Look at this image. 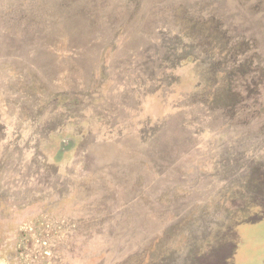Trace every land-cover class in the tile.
I'll return each instance as SVG.
<instances>
[{
  "label": "rangeland",
  "instance_id": "rangeland-1",
  "mask_svg": "<svg viewBox=\"0 0 264 264\" xmlns=\"http://www.w3.org/2000/svg\"><path fill=\"white\" fill-rule=\"evenodd\" d=\"M0 264H264V0H0Z\"/></svg>",
  "mask_w": 264,
  "mask_h": 264
},
{
  "label": "trees",
  "instance_id": "trees-1",
  "mask_svg": "<svg viewBox=\"0 0 264 264\" xmlns=\"http://www.w3.org/2000/svg\"><path fill=\"white\" fill-rule=\"evenodd\" d=\"M214 4H216V2H214ZM211 5L212 4L210 2L207 3V7H209V6L211 7ZM201 11L206 12V16H208L207 8L205 6L203 8H201ZM192 43L193 42H191V44ZM154 46L163 47V48L165 46H167L168 49L173 48V47L174 48H177L178 47V46H174L173 44H171L170 43V40H167V41L165 40V41H163L162 43H159V44L156 43ZM144 48H146V47H144ZM188 48L191 49L189 46H188ZM188 48L185 45L182 46L181 49L179 48V52L174 57L168 56V57H164V58H158L156 60H148L150 63H148V65L147 64H143L142 67L141 66H138L136 68V70H135L136 73L134 72L133 75H132V77L130 79H128V80H121L120 79V81L118 82L120 85H116L117 89H115V91L119 90L120 91L119 93H125V95L123 96V99H125V100L127 99L128 94H131L130 96H134V95H136V93H139L141 95L142 101L143 100L144 101L147 100L148 98H150L149 95H151L149 93H154V92H157L158 91L157 89H153V87H156V86L159 85L160 88H164L163 79L160 78L161 77V74L164 75V76H166V80L168 78L170 80L171 79H175V78H171V76L174 73V72H172V69L174 70V69L178 68L180 66V64H181L180 63L181 61H185L188 57H190V55H191L190 53L191 52L188 51L189 50ZM183 52L186 53V54L188 53V55L186 56V54H185V56H183V54H182ZM127 61H129V60H127ZM129 62H131V61H129ZM158 62H161L160 63V66L156 65L154 67V65L156 63H158ZM113 65H116V60L114 61ZM145 67H146V69H148L147 70L148 75H147V79H145V81H144L141 78V75H139L138 71L141 72V70L145 69ZM162 67L164 68L163 73H161V68ZM155 79H157V81H159L158 82L159 84L158 83H155L154 84L153 80H155ZM150 83L153 84L152 85L153 87H151V84ZM112 84L115 85V83H113V82H112ZM120 88H123L122 92H121V89ZM131 110L132 109L129 110V114L133 115V112L131 113ZM126 111L128 112L127 109H126ZM157 122H158V124H157L156 130H150L149 133H147V137L148 138L145 140V142L136 143L138 149L140 147L141 148H144V149L149 148V147H151L153 149L155 147H159V148H163L164 149V147L162 145H159V144L157 145L155 143V141H153V140H154L155 136L157 135V133L160 134V136H161V134H162L163 131H165L167 133V131L169 129H171L170 127H172V126H170L169 128H167V129L164 130L163 129L164 128V125H163V123H161V122H163L162 121V117H161L160 122L159 121H157ZM164 122H165V120H164ZM152 133H153V135H152ZM166 138L165 139H162V140L160 139L161 141L158 140V143H164L166 141ZM163 155H165L164 152L160 156H163Z\"/></svg>",
  "mask_w": 264,
  "mask_h": 264
}]
</instances>
